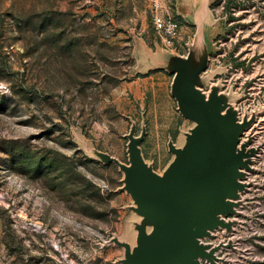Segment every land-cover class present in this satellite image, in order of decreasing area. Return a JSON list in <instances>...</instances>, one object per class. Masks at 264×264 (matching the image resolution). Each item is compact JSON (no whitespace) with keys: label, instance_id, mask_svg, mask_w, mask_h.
Returning <instances> with one entry per match:
<instances>
[{"label":"rangeland","instance_id":"374dc122","mask_svg":"<svg viewBox=\"0 0 264 264\" xmlns=\"http://www.w3.org/2000/svg\"><path fill=\"white\" fill-rule=\"evenodd\" d=\"M151 1L0 0V264H127L153 229L130 144L163 175L191 95L234 112L246 161L200 264H264V0H170L171 43Z\"/></svg>","mask_w":264,"mask_h":264},{"label":"water","instance_id":"95a60500","mask_svg":"<svg viewBox=\"0 0 264 264\" xmlns=\"http://www.w3.org/2000/svg\"><path fill=\"white\" fill-rule=\"evenodd\" d=\"M180 106L184 116L197 122L187 134L183 148L171 145L175 158L163 175L142 159L134 141L130 144L127 187L137 203L136 211L153 225L148 234L139 226L137 245L127 246V264H200L199 256L212 251L198 242L222 221L230 199L241 187L240 167L245 152L237 148L242 125L234 112L221 113L222 105L212 96L191 95Z\"/></svg>","mask_w":264,"mask_h":264},{"label":"built area","instance_id":"2783aa9c","mask_svg":"<svg viewBox=\"0 0 264 264\" xmlns=\"http://www.w3.org/2000/svg\"><path fill=\"white\" fill-rule=\"evenodd\" d=\"M170 0L151 1V19L155 30L167 42L171 43L180 35L181 21L168 12L167 2Z\"/></svg>","mask_w":264,"mask_h":264},{"label":"bare ground","instance_id":"6f19581e","mask_svg":"<svg viewBox=\"0 0 264 264\" xmlns=\"http://www.w3.org/2000/svg\"><path fill=\"white\" fill-rule=\"evenodd\" d=\"M198 12H199V11H198ZM228 199L232 200L231 198H228ZM218 217H219L220 219H223V218H224L222 213L218 214ZM148 234H150V232H148ZM203 237H204V236L198 237V242H199L200 244L205 245L207 251H212L213 248H215V246H216L215 243H212V242H205V241H203ZM212 255H217V253H216V254H213V253H212ZM212 255H211V256H212ZM211 256H210V257H211ZM210 257H206V256H204L203 258H207V259H209ZM197 260H198V262L200 263V261H199L200 259L197 258ZM207 261H208V260H207Z\"/></svg>","mask_w":264,"mask_h":264},{"label":"crops","instance_id":"0c3cea01","mask_svg":"<svg viewBox=\"0 0 264 264\" xmlns=\"http://www.w3.org/2000/svg\"><path fill=\"white\" fill-rule=\"evenodd\" d=\"M187 22H189L188 20H186Z\"/></svg>","mask_w":264,"mask_h":264}]
</instances>
